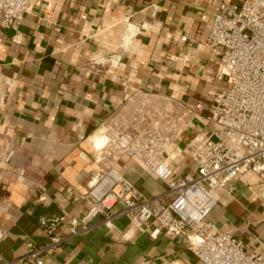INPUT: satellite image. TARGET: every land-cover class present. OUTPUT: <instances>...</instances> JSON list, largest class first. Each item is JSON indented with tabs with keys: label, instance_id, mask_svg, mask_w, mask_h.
<instances>
[{
	"label": "crops",
	"instance_id": "crops-1",
	"mask_svg": "<svg viewBox=\"0 0 264 264\" xmlns=\"http://www.w3.org/2000/svg\"><path fill=\"white\" fill-rule=\"evenodd\" d=\"M215 11L208 0H32L17 29L0 27V262L32 244L48 247L43 264H201L164 230L152 237L153 221L136 230L125 217L106 224L99 214L72 233L67 219L81 218L91 204L98 170L91 138L131 92L202 103L203 119L184 132L180 147L214 128L205 117L226 81L203 42ZM173 153L176 173L193 172L187 157ZM117 169L144 197L165 190L135 159ZM232 186L230 193L213 189L217 203L207 220L257 252L264 241L261 179L250 172ZM54 216H64L56 244L40 224Z\"/></svg>",
	"mask_w": 264,
	"mask_h": 264
},
{
	"label": "built area",
	"instance_id": "built-area-1",
	"mask_svg": "<svg viewBox=\"0 0 264 264\" xmlns=\"http://www.w3.org/2000/svg\"><path fill=\"white\" fill-rule=\"evenodd\" d=\"M216 6L203 42L216 59V76L226 86L213 98L206 119L214 125L205 135L178 145L184 132L203 119L201 102L189 106L171 94L135 90L100 124L91 144L98 170L90 180L91 204L81 218H68L72 233L99 214L105 223L125 217L130 229L153 221L150 235L160 230L179 239L201 264H264V241L257 252L229 231L207 220L217 203L215 187L230 193L232 183L246 173L261 179L259 206L264 220V0H208ZM32 0H0V27L17 29ZM187 157L193 172L176 173L173 152ZM124 158L138 161L164 184L165 190L144 197L117 166ZM64 216L42 217L51 243ZM0 226V239L4 236ZM47 246L29 244L26 253L0 264H43Z\"/></svg>",
	"mask_w": 264,
	"mask_h": 264
},
{
	"label": "bare ground",
	"instance_id": "bare-ground-1",
	"mask_svg": "<svg viewBox=\"0 0 264 264\" xmlns=\"http://www.w3.org/2000/svg\"><path fill=\"white\" fill-rule=\"evenodd\" d=\"M135 31H136V29H134L132 26H129V28H128V32H129L130 35H132ZM94 140H95L96 145H98V146H99V145L101 144V142H102L101 138H100L98 135H96V136L94 137Z\"/></svg>",
	"mask_w": 264,
	"mask_h": 264
}]
</instances>
